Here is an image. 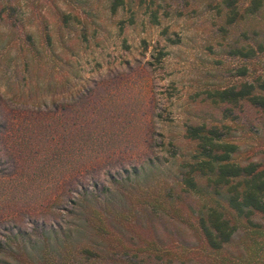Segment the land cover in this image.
I'll use <instances>...</instances> for the list:
<instances>
[{"label": "rangeland", "instance_id": "1", "mask_svg": "<svg viewBox=\"0 0 264 264\" xmlns=\"http://www.w3.org/2000/svg\"><path fill=\"white\" fill-rule=\"evenodd\" d=\"M12 1L16 7L15 22L10 26L0 22V83L8 88L6 82L24 83L23 78H29L33 61L26 58L30 54L25 41L30 43L31 52L36 49L41 55H53V94L20 100L45 103L54 100L59 107L55 114L59 130L65 118L63 108L68 107L69 121L75 123L66 133L71 144L65 146L64 134L60 133L58 150L102 153L101 159L84 166L87 176L81 182L86 185L92 179L116 192L117 203L108 206L109 215L125 214L136 202L135 197L158 181L173 183L192 148L183 138L189 124L205 122L227 127L224 136L238 146L237 159L264 163V112L244 103L233 108L231 116L224 117L227 106L213 104L209 98L214 89L248 80L261 70L259 62L245 59L239 50L244 52L242 48L254 47L264 40V4L250 15L243 12L250 0L239 1L241 16L227 24L228 10L221 0H121L115 9L113 3L119 0ZM3 6L0 2V8ZM21 38L25 39L24 44L18 42ZM23 55L28 66L21 63ZM37 67L38 74L45 75V60ZM239 67L246 68L244 76L239 75ZM68 72L71 76L66 92L62 75ZM14 75L16 80L11 78ZM95 80L99 82L96 88ZM91 89L85 100L78 98ZM81 100L90 104L87 109L98 101L103 103L101 119L93 114L100 119L96 130L92 124H79L83 115ZM84 130L87 135L94 130L95 135L92 132L89 138L87 135L80 138ZM5 149L6 143L1 141L0 170L10 165L7 157L10 152ZM147 157L153 159V173L144 178L151 172ZM119 163L128 168L131 164L138 166V180L119 171ZM31 165L24 162V168ZM108 172L118 183L109 182ZM26 175L23 171L19 178H0L1 240L14 233L16 227L32 232L24 209L38 195L26 191L32 190V185L26 184L34 179ZM34 186L36 192L37 183ZM131 197L134 199L130 200ZM47 219L50 224H61L73 218L63 213ZM171 223L168 217L164 218V229L159 230L161 237L169 229L166 231L174 232L175 239L180 237L194 243L184 226L176 224L174 228ZM144 245L145 240L141 243ZM0 258L12 261L9 256Z\"/></svg>", "mask_w": 264, "mask_h": 264}, {"label": "trees", "instance_id": "2", "mask_svg": "<svg viewBox=\"0 0 264 264\" xmlns=\"http://www.w3.org/2000/svg\"><path fill=\"white\" fill-rule=\"evenodd\" d=\"M221 1L228 10L225 14L227 24L241 16L237 7L241 0ZM0 2L5 4L0 8V22L10 26L15 22L14 1ZM120 2L113 3L112 9ZM263 4L264 0H250L243 12L254 14ZM24 40L21 38L18 42L24 44ZM25 44L30 54L26 58L33 61L32 70H35H30L28 79L23 78L24 83L6 82L8 88L0 83V142L4 141V151L10 152L7 156L10 165L0 170V178H19L26 171L28 177L34 178L26 184L32 185V190L26 191L38 197L24 209L32 232L16 227L14 233L0 239V255L12 260L0 258V264H264V163L237 159L238 146L224 136L227 127L205 122L187 125L183 138L192 148L173 183L158 181L156 186L147 187L143 195L136 196V202L125 214L109 215L108 206L117 203L116 192L92 179L86 185L81 182L87 176L84 166L101 159L100 152L58 150L60 133L64 134L61 136L64 145L71 144L66 133L75 123L69 121L68 107L63 108L65 118L59 130L55 118L59 107L54 100L49 103L20 100L53 94V55H41L36 49L31 52L30 43L25 41ZM255 46L249 45L242 48L244 52H239L245 59L259 62L261 70L248 80L209 93L213 104L227 106L223 110L224 117L231 116L232 109L244 103L264 112V40ZM44 60L47 63L43 69L45 75H39L37 66ZM21 63L28 66L24 55ZM238 71L240 76L247 72L245 67H239ZM70 76V72L62 75L66 92ZM11 78L16 80L17 77ZM98 85L95 80L93 86ZM92 90L79 94L78 98L85 100ZM82 104L79 124H92L96 130L104 111L103 103L98 101L91 109L86 108L90 105L87 101ZM8 112L11 114L7 116ZM30 114L33 117L27 116ZM93 114L100 119H95ZM262 130L264 140V126ZM92 132L94 136V130L88 135L85 130L81 131L79 137L87 135L89 138ZM93 140L96 141V137ZM145 160L151 171L153 159L147 157ZM25 161L32 165L24 168ZM1 164L4 165L3 161ZM117 166L127 177L138 176L139 167L135 164L130 168L122 163ZM107 176L111 184L118 183L110 172ZM63 213L73 219L61 224L47 222L49 216ZM165 217L174 228L176 224L184 226L194 243L189 244L180 237L175 239L174 232L166 231L169 229H165L161 237L159 230L164 229ZM131 227H135L132 230L136 232ZM144 240L145 245L141 246Z\"/></svg>", "mask_w": 264, "mask_h": 264}]
</instances>
